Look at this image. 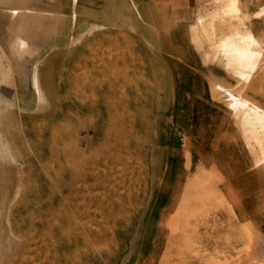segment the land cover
I'll list each match as a JSON object with an SVG mask.
<instances>
[{"label": "rangeland", "instance_id": "obj_1", "mask_svg": "<svg viewBox=\"0 0 264 264\" xmlns=\"http://www.w3.org/2000/svg\"><path fill=\"white\" fill-rule=\"evenodd\" d=\"M202 170L264 264V0H0V264L180 249Z\"/></svg>", "mask_w": 264, "mask_h": 264}, {"label": "bare ground", "instance_id": "obj_2", "mask_svg": "<svg viewBox=\"0 0 264 264\" xmlns=\"http://www.w3.org/2000/svg\"><path fill=\"white\" fill-rule=\"evenodd\" d=\"M238 3H240V2H238ZM224 20H226V19L224 18ZM243 54H246V52ZM250 89H252V88H250ZM224 96H225V94H224ZM234 102H236V101H234ZM247 104H249V103H247ZM245 107H247V106H245ZM185 193H186V191H184V194ZM193 193H194V191H193ZM186 195H187V193L185 195L181 196V199L183 200L182 202H180V201L177 202L178 204H177V207L175 209V212L177 213L178 211L184 210V211H187L192 216V218L195 222L194 223H192V222L191 223H187V222L184 223L183 222L182 227L184 229V232L189 231L192 228H195L196 235L192 236L191 234H189V235L184 234L182 237L184 243L180 249L178 246L176 247V249H168L166 247L165 242H160L161 249H159V251L155 252V253H154V251L150 252V253L148 252V254H146L145 256H142L143 260L141 262H139L138 264H200V263L201 264H212L213 262H215V264H216L215 260L218 261L219 258H221V259L230 258V257H232L231 256L232 252H234L235 250L236 251L238 250L236 248L239 247V242H237V240L233 237V234H232V231L234 229L233 224L229 221L215 220V219H218V218H213V216H212V213L215 211V208L212 206L213 204L210 205L211 202L209 204V202L206 201L205 198H201V197L196 196V197H194L193 201L187 202L186 199L188 197ZM199 195H201V193H199ZM216 204H218V203H216ZM221 204H222V202H221ZM227 209L228 208H226V211H227ZM3 215H4V213H3ZM231 215L232 214H230V216ZM230 216H228V218ZM2 226H3V224H2ZM181 230H182V228H181ZM8 235L9 234L5 235V238H6L5 240H8V237L10 238V236H8ZM245 237L247 238V236H245ZM156 250L157 249H155V251ZM0 251H1V249H0ZM222 261H224V260H222ZM219 262H220V260L218 261V263Z\"/></svg>", "mask_w": 264, "mask_h": 264}, {"label": "crops", "instance_id": "obj_3", "mask_svg": "<svg viewBox=\"0 0 264 264\" xmlns=\"http://www.w3.org/2000/svg\"><path fill=\"white\" fill-rule=\"evenodd\" d=\"M202 172H203V170H202ZM201 175H202V182H201V187L199 188V189H201L200 190L201 191L200 192L201 193L200 197L206 199L208 196L211 195V200H209L208 202H209V204L211 202L210 205L213 204L212 206L215 208V211L212 213L213 218H218V219H215V220H224V221H229V222L232 223L234 221L233 220V215L230 216V214L232 212V209H231L232 208V194H231V196L229 194V192H230L229 190L231 189V191H232V185L227 182L226 185H225V192H223V186L217 185V183L214 182V179H213L212 176H211V178H212L211 183L210 184H207V182L204 181L205 180L204 179L205 178V172H203ZM207 189L211 191L209 194L207 193ZM184 191H186V193H187L186 196L189 197V195H190L189 194L190 186L187 184V182L184 185V189H183V194L182 195H185L186 194V193L184 194ZM224 194H225V203H224V200H223V197H222ZM220 201L222 202V204H221ZM216 203H218L219 205L216 204ZM226 208H228L227 211H226ZM228 216H230V217L228 218ZM134 258L135 257H131L129 259L130 260V264H134V263L138 262V261H135Z\"/></svg>", "mask_w": 264, "mask_h": 264}]
</instances>
